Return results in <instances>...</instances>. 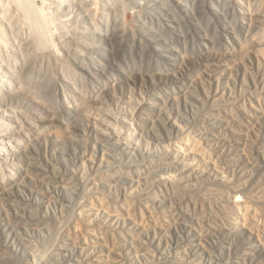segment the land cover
Returning a JSON list of instances; mask_svg holds the SVG:
<instances>
[{"label": "rangeland", "instance_id": "rangeland-1", "mask_svg": "<svg viewBox=\"0 0 264 264\" xmlns=\"http://www.w3.org/2000/svg\"><path fill=\"white\" fill-rule=\"evenodd\" d=\"M0 264H264V0H0Z\"/></svg>", "mask_w": 264, "mask_h": 264}, {"label": "bare ground", "instance_id": "bare-ground-1", "mask_svg": "<svg viewBox=\"0 0 264 264\" xmlns=\"http://www.w3.org/2000/svg\"><path fill=\"white\" fill-rule=\"evenodd\" d=\"M88 44H89V43H88ZM81 49H82V48H81ZM81 49H80V50H81ZM83 51H84V50H83Z\"/></svg>", "mask_w": 264, "mask_h": 264}]
</instances>
